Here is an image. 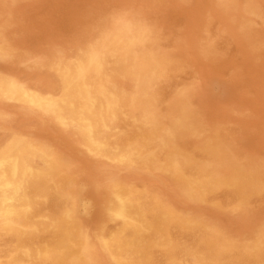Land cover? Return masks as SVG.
I'll use <instances>...</instances> for the list:
<instances>
[{"label":"rangeland","instance_id":"obj_1","mask_svg":"<svg viewBox=\"0 0 264 264\" xmlns=\"http://www.w3.org/2000/svg\"><path fill=\"white\" fill-rule=\"evenodd\" d=\"M177 1L0 0V150L10 149L14 140H22L21 157L27 158L29 163L45 161L41 166L34 163L35 167L25 177L29 204L21 205L11 216L0 215V264H161L166 255L164 250L169 248L166 234L176 238V246L193 243L195 251L206 249L202 242L206 236L222 244L226 255L247 251L264 253V0ZM154 19L158 20L155 21L160 29L156 28ZM97 21H100V27L99 23L95 24ZM102 26H107L108 30ZM169 29H172L171 33ZM97 33L100 36L97 37ZM88 35L93 37L88 38ZM118 52L126 56L123 61L118 62ZM97 53L103 58L101 68L96 64L93 68L88 67ZM107 61L111 62L107 64ZM117 65L120 68H116ZM82 66L87 72L82 85L88 84L91 91L104 87L100 94L109 100L110 93L120 95L114 114L108 115L105 105L100 109L99 119L106 138L104 147H110L107 153L89 147L76 119L68 115L67 109L78 107L79 83L69 86V91H61L76 74L75 69ZM134 69L137 73L131 75L130 71ZM135 94L140 98L138 106L127 101ZM57 97H61V111H48L46 105ZM52 140L56 141L51 143ZM118 151L119 155L116 154ZM130 152L132 155L128 159L125 156ZM34 158L37 160L33 161ZM245 174L252 177L253 183L245 187L242 195H237L224 183L225 177ZM121 194L126 198L153 202L151 223L157 227L153 234L155 247L141 255L136 263L131 262L130 253L122 244L124 236L132 233V228L123 227L117 214ZM101 204L103 207L98 208ZM84 212H89V216ZM169 214L174 215L172 221L163 216ZM193 238H196L194 242Z\"/></svg>","mask_w":264,"mask_h":264},{"label":"bare ground","instance_id":"obj_2","mask_svg":"<svg viewBox=\"0 0 264 264\" xmlns=\"http://www.w3.org/2000/svg\"><path fill=\"white\" fill-rule=\"evenodd\" d=\"M32 1V0H31ZM75 1V0H74ZM107 1V0H106ZM116 1V0H115ZM119 1V0H118ZM137 1V0H136ZM164 1H166V0H164ZM177 1V0H176ZM185 1V0H184ZM198 1V0H197ZM245 1V0H244ZM6 2H7V0H6ZM9 2V1H8ZM25 2V1H24ZM35 2V1H34ZM43 2V1H42ZM67 2V1H66ZM73 2V1H72ZM77 2V1H76ZM96 2H98V1H96ZM102 2V1H101ZM100 2V3H101ZM130 2V1H129ZM148 2V1H147ZM163 2V1H162ZM169 2V1H168ZM178 2V1H177ZM183 2V1H182ZM189 2V1H188ZM187 2V3H188ZM202 2V1H201ZM10 3V2H9ZM39 3V2H38ZM49 3V2H48ZM60 3V2H59ZM88 3V2H87ZM149 3V2H148ZM153 3H155V2H153ZM174 3V2H173ZM181 3V2H180ZM192 2H190V4H191ZM3 4V3H2ZM54 4V3H53ZM102 4V3H101ZM114 4V3H113ZM121 4H123V2L121 3ZM127 4V3H126ZM144 4H146V3H144ZM167 4V3H166ZM184 4V3H183ZM182 4V5H183ZM189 4V3H188ZM220 4V3H219ZM19 5V4H18ZM22 5H23V3H22ZM42 5V4H41ZM64 5V4H63ZM83 5V4H82ZM95 5V4H94ZM111 5V4H110ZM140 5V4H139ZM172 5V4H171ZM178 5H179V2H178ZM4 6V5H3ZM17 5H15V7H16ZM29 6V5H28ZM51 6V5H50ZM73 6V5H72ZM87 6V5H86ZM91 6V5H90ZM112 6V5H111ZM115 6H117V5H115ZM120 6V5H119ZM125 6V5H124ZM136 6V5H135ZM151 6V5H150ZM155 6H157L156 4H155ZM173 6V5H172ZM181 6V5H180ZM179 6V7H180ZM0 7H1V5H0ZM9 7V6H8ZM97 7V6H96ZM98 7H100L99 5H98ZM122 7V6H121ZM142 7V6H141ZM152 7V6H151ZM160 7V6H159ZM165 7V6H164ZM166 7H169V6H167L166 5ZM188 7H189V5H188ZM191 7V6H190ZM196 7V6H195ZM201 7H202V5H201ZM5 8V7H4ZM17 8H19V7H17ZM22 8H23V6H22ZM39 8V7H38ZM74 8V7H73ZM87 8V7H86ZM92 8V7H91ZM107 8V7H106ZM110 8V7H109ZM126 8V7H125ZM154 8V7H153ZM175 8V7H174ZM182 8V7H181ZM180 8V9H181ZM199 8V7H198ZM24 9V8H23ZM46 9V8H45ZM83 9V8H82ZM97 11L99 10L98 8H95ZM124 9V8H123ZM163 9V8H162ZM172 9V8H171ZM178 9V8H177ZM183 9V8H182ZM185 9V8H184ZM191 9V8H190ZM193 9V8H192ZM74 10V9H73ZM77 10V9H76ZM89 10V9H88ZM87 10V11H88ZM102 10H103V8H102ZM113 10H114V8H113ZM140 10H141V8H140ZM198 10V9H197ZM4 11H6V10H4ZM34 11V10H33ZM82 11V10H81ZM95 11V10H94ZM105 11H106V9H105ZM120 11V10H119ZM118 11V12H119ZM135 11V10H134ZM138 11V10H137ZM145 11V10H144ZM147 11V10H146ZM145 11V12H146ZM157 11H158V9H157ZM160 11V10H159ZM174 11H175V9H174ZM176 11H178V10H176ZM184 11V10H183ZM191 11V10H190ZM1 12H2V10H1ZM64 12H65V10H64ZM84 12H86V11H84ZM91 12H93V11H91ZM96 12V11H95ZM129 12V11H128ZM140 12V11H139ZM150 12V11H149ZM165 12H167V11H165ZM169 12V11H168ZM182 12V11H181ZM201 12V11H200ZM208 12V11H207ZM3 13H5V12H3ZM46 13V12H45ZM74 13V12H73ZM87 13V12H86ZM101 13V12H100ZM106 13V12H105ZM112 13H113V11H112ZM117 13V12H116ZM123 13V12H122ZM138 13V12H137ZM142 13V12H141ZM171 13V12H170ZM177 13V12H176ZM179 13H180V11H179ZM183 13H185V11L183 12ZM195 13H196V11H195ZM195 13H193V14H195ZM198 13V12H197ZM11 14H13V12L11 13ZM37 14V13H36ZM75 14V13H74ZM95 14V13H94ZM93 14V15H94ZM103 14V13H102ZM114 14H115V10H114ZM120 14V13H119ZM160 14V13H159ZM166 14V13H165ZM173 14V13H172ZM188 14V13H187ZM190 14V13H189ZM188 14V15H189ZM200 14V13H199ZM66 15V14H65ZM76 15V14H75ZM82 15V14H81ZM81 15H80V18H81ZM88 16H89V14H87ZM91 15V14H90ZM92 15V16H93ZM104 15H106V14H104ZM108 15H109V13H108ZM113 15V14H112ZM121 15V14H120ZM123 15V14H122ZM131 15V14H130ZM129 15V16H130ZM146 15H148L147 13H146ZM153 15V14H152ZM169 15V14H168ZM174 15V14H173ZM196 15V14H195ZM2 16V15H1ZM10 16H12V15H10ZM13 16H15V15H13ZM60 16H62V15H60ZM87 16V17H88ZM115 16H117V15H115ZM115 16H113V17H115ZM139 16V15H138ZM144 16H145V14H144ZM171 16V15H170ZM180 16H182V15H180ZM186 16V15H185ZM191 15H189V17H190ZM197 16H198V14H197ZM204 16V15H203ZM79 17V16H78ZM83 17V16H82ZM85 17V16H84ZM108 17V16H107ZM118 17H119V15H118ZM132 17V16H131ZM147 17V16H146ZM146 17H145V19H146ZM162 17V16H161ZM165 17H167V16H165ZM196 17V16H195ZM2 18V17H1ZM10 18V17H9ZM23 18V17H22ZM32 18H33V16H32ZM91 18V17H90ZM90 18H88V19H90ZM94 18V17H93ZM93 18H91V19H93ZM101 18V17H100ZM99 18V19H100ZM109 18V17H108ZM117 18V17H116ZM127 17H125V19H126ZM138 18H141V17H138ZM149 18V17H148ZM157 18V17H156ZM164 18V17H163ZM162 18V19H163ZM181 18V17H180ZM185 18H188V17H185ZM184 18V19H185ZM7 19V18H6ZM75 19V18H74ZM115 19V18H114ZM132 19V18H131ZM144 19V18H143ZM151 19H153V18H151ZM159 19V18H158ZM183 19V18H182ZM181 19V20H182ZM193 19V18H192ZM3 20V19H2ZM34 20V19H33ZM38 20V19H37ZM82 20V19H81ZM98 20V19H97ZM101 20V19H100ZM119 20V19H118ZM117 20V21H118ZM127 20V19H126ZM141 20V19H140ZM147 20V19H146ZM156 19H154V21H155ZM167 20V19H166ZM175 20V19H174ZM178 20V19H177ZM188 20V19H187ZM190 20V19H189ZM5 21V20H4ZM25 21V20H24ZM75 21V20H74ZM84 21V20H83ZM82 21V22H83ZM90 21V20H89ZM88 21V22H89ZM95 21H96V19H95ZM94 21V22H95ZM112 21V20H111ZM114 21V20H113ZM136 21V20H135ZM156 21H158V20H156ZM155 21V22H156ZM163 21V20H162ZM173 21V20H172ZM171 21V22H172ZM179 21H180V19H179ZM185 21V20H184ZM7 22V21H6ZM87 22V23H88ZM93 22V23H94ZM100 22V21H99ZM98 21L95 23V24H97V23H99ZM110 22V21H109ZM124 22H125V20H124ZM127 22H129V21H127ZM131 22V21H130ZM145 22V21H144ZM148 22V21H147ZM146 22V23H147ZM190 22H192V21H190ZM213 22V21H212ZM74 23V22H73ZM72 23V24H73ZM104 23V22H103ZM106 23V22H105ZM121 23V22H120ZM151 23V22H150ZM179 23V22H178ZM201 23H203V22H201ZM206 23V22H205ZM80 24V23H79ZM91 24H92V20H91ZM94 24V25H95ZM113 24V23H112ZM127 24V23H126ZM130 24V23H129ZM136 24H137V22H136ZM180 24H181V22H180ZM193 24V23H192ZM69 25V24H68ZM74 25H76L75 23H74ZM101 25H103L102 23H101ZM115 25V24H114ZM118 25V24H117ZM124 25V24H123ZM135 25V24H134ZM134 25H132L133 27H134ZM156 25H157V22H156ZM160 25V24H159ZM182 25V24H181ZM186 25V24H185ZM184 25V26H185ZM187 25H189V27H190V24H188L187 23ZM77 26H79V25H77ZM87 26V25H86ZM90 26V25H89ZM96 26V25H95ZM119 26V25H118ZM138 26H139V24H138ZM140 26H141V24H140ZM139 26V27H140ZM168 26V25H167ZM1 27V26H0ZM68 27V26H67ZM93 27V26H92ZM99 27H100V23H99ZM106 28H107V30H108V27L107 26H105ZM105 27H103L102 26V28H105ZM136 27V26H135ZM148 27V26H147ZM166 27V26H165ZM172 27V26H171ZM177 27V26H176ZM193 27V26H192ZM206 27V26H205ZM14 28V27H13ZM13 28H12V30H13ZM22 28H24V27H22ZM74 28V27H73ZM83 28V27H82ZM101 28V29H102ZM144 28V27H143ZM153 28V27H152ZM155 28V27H154ZM156 28H158V25H157V27ZM19 30H20V28H18ZM68 29V28H67ZM70 29H71V27H70ZM79 29V28H78ZM92 29V28H91ZM112 29V28H111ZM132 29V28H131ZM158 29H160V27L158 28ZM19 30H17L18 32H19ZM22 30V29H21ZM73 30V29H72ZM76 29H74V31H75ZM80 30H81V32H82V29L80 28ZM107 30H105V31H107ZM130 30V29H129ZM137 30H140V29H137ZM162 30V29H161ZM170 30V29H169ZM180 30V29H179ZM183 30H186V28L185 29H183ZM188 30H189V28H188ZM188 30H187V32H188ZM1 31V30H0ZM25 31V30H24ZM69 31V30H68ZM85 31H87L86 29H85ZM101 31V30H100ZM152 31V30H151ZM156 31V30H155ZM165 31V30H164ZM171 31H172V29L170 30V32L169 33H171ZM191 32H192V29L190 30ZM66 32H67V30H66ZM73 32V31H72ZM93 32V31H92ZM102 32V31H101ZM130 32V31H129ZM177 33L178 34V32L175 30L174 31V33ZM223 32V31H222ZM68 33V32H67ZM74 33V32H73ZM72 33V34H73ZM76 33V32H75ZM80 33V32H79ZM83 33V32H82ZM133 33V32H132ZM141 33V32H140ZM140 33H138V34H140ZM149 33H151V32H149ZM154 33V32H153ZM163 33V32H162ZM168 33V32H167ZM186 33V32H185ZM6 34V33H5ZM5 34H3V35H5ZM11 34H12V32H11ZM39 34V33H38ZM60 34V33H59ZM81 34V33H80ZM87 34V33H86ZM159 34L161 35V32H159ZM166 33L164 32V34L163 35H165ZM176 34V35H177ZM220 34V33H219ZM222 34V33H221ZM65 35V34H64ZM75 35V34H74ZM77 35V34H76ZM85 35V34H84ZM84 35H83V38H84ZM93 36H94V33L92 34ZM102 35H103V32H102ZM143 35V34H142ZM149 35V34H148ZM155 35H156V33H155ZM173 35V34H172ZM176 35H175V38H176ZM179 35H180V33H179ZM184 35V34H183ZM193 35H195V34H193ZM7 36H8V34H7ZM49 36V35H48ZM48 36H47V38H48ZM81 36H82V34H81ZM93 36H91L90 35V37H93ZM98 36H100L98 33H97V37ZM104 36H106L105 35V33H104ZM113 36V35H112ZM111 36V37H112ZM133 36V35H132ZM150 36H151V34H150ZM166 36H168V34L166 35ZM169 36H170V34H169ZM174 36V35H173ZM173 36H172V38H173ZM187 36H189V35H186V37ZM210 36V35H209ZM5 37V36H4ZM22 37V36H21ZM50 37H51V35H50ZM58 37V36H57ZM60 37V36H59ZM69 37V36H68ZM70 37H71V34H70ZM75 37V36H74ZM80 37V36H79ZM86 37V36H85ZM89 37V35H88V38H90ZM96 37V36H95ZM94 37V38H95ZM114 37V36H113ZM152 37V36H151ZM158 37V36H157ZM157 37H156V39H157ZM183 37H185V36H183ZM183 37H182V39H183ZM185 37V38H186ZM199 37V36H198ZM220 37V36H219ZM7 38H9V37H7ZM27 38H28V36H27ZM55 38H56V36H55ZM55 38H53L55 41H56V39ZM87 38V37H86ZM87 38V39H88ZM101 38V37H100ZM104 38V37H103ZM145 38V37H144ZM154 38V37H153ZM166 38V37H165ZM170 38L171 37H169V41H170ZM175 38H173V39H175ZM13 39H15V38H13ZM25 39V38H24ZM58 39V38H57ZM62 39V38H61ZM64 39V38H63ZM72 39V38H71ZM78 39V38H77ZM93 39V38H92ZM96 39V38H95ZM113 39V38H112ZM128 39L131 41L132 40V38L131 37H129L128 36ZM140 39V38H139ZM155 39V38H154ZM160 39H161V37H160ZM167 40H168V38H166ZM179 39V38H178ZM213 39V38H212ZM8 40V39H7ZM6 40V41H7ZM38 40H40V39H38ZM52 40V39H51ZM50 40V41H51ZM60 40V39H59ZM65 41H66V39H64ZM67 40H69V39H67ZM75 40V39H74ZM79 40V39H78ZM81 40H83V39H81ZM111 40V38H109V41ZM117 40V39H116ZM137 40V39H136ZM143 40V39H142ZM164 41H165V39H163ZM166 40V41H167ZM9 41H10V39H9ZM20 41H21V39H20ZM61 41H63V40H61ZM96 41V40H95ZM94 41V42H95ZM103 41V40H102ZM128 41V40H127ZM147 41V40H146ZM149 41V40H148ZM154 41V40H153ZM161 41H162V39H161ZM165 41V42H166ZM186 41V40H185ZM12 43H13V40L11 41ZM59 42V41H58ZM71 42H73L72 40H71ZM80 42V41H79ZM113 42V41H112ZM126 42V41H125ZM137 42V41H136ZM150 42H151V40H150ZM174 42V41H173ZM28 43V42H27ZM32 43H34V42H32ZM45 43V42H44ZM47 43V42H46ZM54 43V42H53ZM56 43V42H55ZM110 43H111V41H110ZM114 43V42H113ZM132 43H134V42H132ZM145 43V42H144ZM143 43V44H144ZM163 43V42H162ZM167 43V42H166ZM171 43V42H170ZM179 43V42H178ZM206 43V42H205ZM23 44V43H22ZM24 44H25V42H24ZM37 44H38V42H37ZM58 44V43H57ZM72 44V43H71ZM75 44H77V43H75ZM80 44V43H79ZM81 44H82V42H81ZM80 44V45H81ZM116 44V43H115ZM119 44V43H118ZM130 44H131V42H130ZM155 44V43H154ZM176 44V43H175ZM183 44V43H182ZM15 45V44H14ZM56 45V44H55ZM68 45V43L66 44V46ZM70 45V44H69ZM88 45V44H87ZM97 45V44H96ZM133 45V44H132ZM30 46V45H29ZM37 46V45H36ZM35 46V47H36ZM90 46H91V44H90ZM100 46V45H99ZM107 46V45H106ZM116 46V45H115ZM115 46L114 47H112V48H115ZM193 46V45H192ZM34 47V46H33ZM34 47V48H35ZM41 47H43L42 45H41ZM47 47V46H46ZM57 47V46H56ZM76 47H77V45H76ZM94 47H95V45H94ZM108 47V46H107ZM129 47V46H128ZM144 47V46H143ZM18 48V47H17ZM21 48V47H20ZM39 48V47H38ZM45 48V47H44ZM65 48V47H64ZM63 48V49H64ZM72 48V47H71ZM78 48V47H77ZM90 48V47H89ZM88 48V49H89ZM92 48V47H91ZM99 48V47H98ZM111 48V49H112ZM125 49H126V47H124ZM150 47H148V49H149ZM162 48V47H161ZM176 48V47H175ZM191 48V47H190ZM29 49H30V47H29ZM29 49H27V50H29ZM32 49V48H31ZM39 49H41V48H39ZM46 49V48H45ZM55 49V48H54ZM57 49H59V48H57ZM79 49V48H78ZM117 49V48H116ZM129 49V48H128ZM151 49H153V47L151 48ZM171 49V48H170ZM193 49H195V48H193ZM17 50V49H16ZM21 50V49H20ZM62 50V49H61ZM67 50V49H66ZM69 50V49H68ZM91 50H93V48L91 49ZM107 50V49H106ZM113 50V49H112ZM155 50V49H154ZM159 50V49H158ZM169 50V49H168ZM173 50H174V48H173ZM32 52H33V50H31ZM43 51H45L44 49H43ZM63 51V50H62ZM118 51V50H117ZM127 51V50H126ZM125 51V52H126ZM150 51V53H151V50H149ZM157 51V50H156ZM221 51V50H220ZM30 52V51H29ZM60 52V51H59ZM69 52H71V51H69ZM68 52V53H69ZM136 52V51H135ZM143 52V51H142ZM146 52V51H145ZM35 53V52H34ZM46 53H48V51L46 52ZM71 53H73V51L71 52ZM70 53V54H71ZM132 53V52H131ZM137 53V52H136ZM149 53V52H148ZM20 54V53H19ZM36 54H37V52H36ZM109 54V53H108ZM130 54V53H129ZM135 54V53H134ZM138 54V53H137ZM140 54V53H139ZM143 54V53H142ZM215 54V53H214ZM66 55V54H65ZM64 55V56H65ZM93 55V54H92ZM117 55H118V57H117V60H118V62L119 61H123L124 60V58H126V56L125 57H123L122 55H120L119 54V52L117 53ZM70 56V55H69ZM72 56V55H71ZM130 55H128V57H129ZM31 56H29V58H30ZM63 57V56H62ZM90 57V56H89ZM116 57V56H115ZM127 57V58H128ZM40 58V57H39ZM70 58V57H69ZM68 58V59H69ZM135 58H136V56H135ZM81 59H83L82 57H81ZM87 59H89V58H87ZM129 59H130V57H129ZM128 59V60H129ZM31 60V59H30ZM112 60V59H111ZM116 59H115V62L117 61ZM16 61V60H15ZM81 61H83V60H81ZM90 61V60H89ZM109 61V60H108ZM108 61H107V64H109L108 63ZM113 61V60H112ZM17 62V61H16ZM87 62V60L85 61V63ZM114 62V61H113ZM127 62H129V61H127ZM127 62H126V64H127ZM102 63H103V58L100 56V54L99 53H97L96 55L94 54V59H92L91 61H90V63H89V65H88V67H91V68H93L94 67V65L96 64L98 67H100L101 68V66H102ZM137 64H138V62H136ZM140 63V62H139ZM13 64V63H12ZM84 64V63H83ZM106 64V63H105ZM106 64V65H107ZM117 64V63H116ZM141 64V63H140ZM15 65H16V63H15ZM119 65V64H118ZM117 65V67L116 68H118L119 66ZM128 65V64H127ZM135 65V64H134ZM7 66V65H6ZM78 66V65H77ZM96 66V67H97ZM114 66H116V65H114ZM31 67V66H30ZM127 67V66H126ZM125 67V68H126ZM130 67V66H129ZM140 67V66H139ZM7 68V67H6ZM10 68H11V66H10ZM10 68H9V70H10ZM16 68V67H15ZM37 68V67H36ZM76 68V67H75ZM85 68H86V66H85ZM120 68V67H119ZM133 68V67H132ZM174 68H176V67H174ZM173 68V69H174ZM3 69V68H2ZM121 69H123L124 70V68H123V66L121 67ZM129 69V68H128ZM172 69V70H173ZM23 70V69H22ZM76 70V74L73 76V78L71 79V81L67 84V85H65L64 86V88L63 89H61V91L62 92H65L66 90H67V88H69V86H71L73 83H79V91H78V93H79V102H78V107L77 108H73L72 107V109L70 108V109H67V110H69L68 111V115L69 116H72V117H74L75 119H76V122H77V124H78V127H79V129H80V131H81V133H82V135H83V137L85 138V140H86V142H87V145L89 146V147H91V148H94V149H96V150H99L100 152H102V153H107V151H108V149L110 148V147H104L105 145V140H106V138H105V135H104V133H103V126H102V121L99 119V116H100V109H102L101 108V106H106L105 107V110H106V112H108V115H112V113L114 114L115 113V111H117L116 110V108L119 106V102H120V98L118 97V96H120V95H115V94H113V93H110V95L112 94V96H111V99L109 100L106 96H104V95H102V94H100V91L102 90L103 91V88H100V87H97V88H94L95 90L94 91H91L88 87H90V86H88V84H86L87 86H85V85H82L83 84V82H84V80H85V78H86V75H87V72L86 71H84L85 69L83 68V66L80 68H76L75 69ZM75 70H74V72H75ZM109 70V69H108ZM114 70V69H113ZM119 70V69H118ZM117 70V71H118ZM122 70V71H123ZM248 69H246V71H247ZM3 71V70H2ZM11 71H14V68H13V70H11ZM18 71H19V69H18ZM25 71V70H24ZM40 71H42V70H40ZM48 71V70H47ZM96 71V70H95ZM115 71H116V69H115ZM114 71V72H115ZM129 71V70H128ZM27 72V71H26ZM35 72V71H34ZM52 72V71H51ZM186 72V71H185ZM9 74H10V72H8ZM15 73H17V72H15ZM24 73V72H23ZM36 73H38V71H36ZM41 73V72H40ZM68 73V72H67ZM96 73V72H95ZM99 73V72H98ZM102 73V72H101ZM111 73V72H110ZM130 73H131V75H135L136 73H137V71H136V69H134V71L132 72V71H130ZM184 73V72H183ZM54 74V73H53ZM106 74H107V72H106ZM105 74V75H106ZM118 74H119V72H118ZM33 75H34V73H33ZM36 75V74H35ZM48 75V74H47ZM108 75V74H107ZM114 75V74H113ZM21 76V75H20ZM104 76V75H103ZM180 76V75H179ZM34 77V76H33ZM48 77H49V75H48ZM64 77V76H63ZM92 77V76H91ZM102 77V76H101ZM115 77V76H114ZM120 77V76H119ZM42 78H43V76H42ZM178 78V77H177ZM35 79H37V78H35ZM34 79V80H35ZM55 79H56V76H55ZM32 80V79H31ZM91 80V79H90ZM113 80V79H112ZM41 81V80H40ZM105 81V80H104ZM125 81V80H124ZM230 81V80H229ZM7 81H5V83H6ZM22 82V81H21ZM43 82V81H42ZM41 82V83H42ZM55 82V81H54ZM90 82V81H89ZM93 82V81H92ZM106 82V81H105ZM216 82V81H215ZM34 83V82H33ZM56 83V82H55ZM81 83V84H80ZM182 83V82H181ZM36 84V83H35ZM39 84V83H38ZM111 84H113V83H111ZM174 84H175V82H174ZM183 84V83H182ZM217 84V83H216ZM28 85V84H27ZM30 85H32V84H30ZM48 85V84H47ZM57 85V84H56ZM107 85V84H106ZM114 85V84H113ZM179 85V84H178ZM40 86V85H39ZM94 86V85H93ZM46 87L47 86H45L44 88L46 89ZM102 87V86H101ZM232 87V86H231ZM30 88V87H29ZM38 88V87H37ZM111 88V87H110ZM117 88V87H116ZM125 88V87H124ZM173 88H174V86H173ZM176 88V87H175ZM51 89V88H50ZM56 89H57V87H56ZM101 89V90H100ZM211 89H212V87H211ZM233 89V88H232ZM43 90V89H42ZM41 90V91H42ZM105 90V89H104ZM117 90V89H116ZM40 91V90H39ZM47 91V90H46ZM46 91H45V93H46ZM56 91V90H55ZM67 91H69V90H67ZM114 91H115V89H114ZM130 91H131V89H130ZM153 91V90H152ZM156 91V90H155ZM177 91V90H176ZM58 92V91H57ZM56 92V93H57ZM111 92V91H110ZM164 92V91H163ZM236 92V91H235ZM41 93V92H40ZM44 93V92H43ZM50 93H52V92H50ZM68 93V92H67ZM109 93V92H108ZM117 93V92H116ZM120 92H118V94H119ZM66 94V93H65ZM127 94H129V93H127ZM151 94H152V92H151ZM154 94V93H153ZM223 94V93H222ZM123 95V94H122ZM41 96H42V94H41ZM55 96H56V94H55ZM59 96H61V95H59ZM162 96V95H161ZM53 97V96H52ZM167 97V96H166ZM162 98V97H161ZM163 100V99H162ZM60 101H61V97H57V98H55V100L54 101H51V102H49L47 105H46V109L48 110V111H52L53 113H56V112H60L61 110V108H62V106H61V104H60ZM127 101L131 104V105H139V103H140V98H139V96L137 95V94H135V95H133V96H131V97H128V99H127ZM124 103V102H123ZM168 103V102H167ZM46 104V103H45ZM44 104V105H45ZM10 105V104H9ZM9 105H7V106H9ZM15 105H17V104H15ZM234 105H235V103H234ZM6 106V107H7ZM136 106V107H137ZM1 107V106H0ZM236 107V106H235ZM239 107V106H238ZM76 109V110H75ZM130 109V108H129ZM240 109H241V107H240ZM5 110H7V109H5ZM19 110V109H18ZM22 110V109H21ZM135 110H136V108H135ZM11 111V110H10ZM48 111H46V112H48ZM122 111V110H121ZM163 111V110H162ZM6 112V111H5ZM9 112V111H8ZM45 112V111H44ZM52 113V114H53ZM137 113V112H136ZM21 114V113H20ZM36 114V113H35ZM63 114V113H62ZM65 114V113H64ZM24 115V114H23ZM43 115H45L44 113H43ZM48 115V114H47ZM150 115V114H149ZM32 116V115H31ZM35 116V115H34ZM50 116V115H49ZM118 116H119V113H118ZM141 116V115H140ZM26 117V116H25ZM41 117V116H40ZM30 118V117H29ZM36 118V117H35ZM67 118V117H66ZM145 118V117H144ZM15 119V118H14ZM20 119V118H19ZM32 119V118H31ZM45 119V118H44ZM113 119V118H112ZM40 120H41V118H40ZM16 121V120H15ZM24 121V120H23ZM34 121H36V120H34ZM42 121V120H41ZM53 121V120H52ZM21 122H22V120H21ZM39 122V121H38ZM54 122V121H53ZM59 122V121H58ZM56 123V122H55ZM122 123V122H121ZM140 123V122H139ZM13 124H16V122H13ZM25 124V123H24ZM28 124V123H27ZM44 124V123H43ZM144 124V123H143ZM152 124V123H151ZM8 125H9V123H8ZM19 125V124H18ZM17 125V126H18ZM28 125H31V124H28ZM39 125H40V123H39ZM123 125H124V121H123ZM6 126V125H5ZM35 126V125H34ZM37 126V125H36ZM53 126V125H52ZM141 126V125H140ZM1 127H3V126H1ZM6 127H8V126H6ZM10 127V126H9ZM49 127V126H48ZM58 127V126H57ZM56 127V128H57ZM143 127V126H142ZM150 127V126H149ZM148 127V128H149ZM154 127V126H153ZM19 128V127H18ZM22 128V127H21ZM125 128V127H124ZM137 128V127H136ZM4 129V128H3ZM6 129V128H5ZM15 129H16V127H15ZM2 130V129H1ZM7 130V129H6ZM22 130V129H21ZM46 130V129H45ZM115 130H116V128H115ZM128 130V129H127ZM130 130V129H129ZM18 131V133H19V130H17ZM48 131H49V129H48ZM56 131V130H55ZM123 131H124V129H123ZM134 131V130H133ZM245 131V130H244ZM8 132V131H7ZM44 132V131H43ZM68 132H71V131H68ZM117 132V131H116ZM129 132V131H128ZM152 132V131H151ZM150 132V133H151ZM179 132V131H178ZM247 132V131H246ZM245 132V133H246ZM3 133H4V130H3ZM10 133V132H9ZM13 133H15V132H13ZM23 133V132H22ZM21 133V134H22ZM25 133V132H24ZM30 133V132H29ZM28 133V134H29ZM122 133V132H121ZM135 133V132H134ZM149 133V132H148ZM16 134V133H15ZM43 134H46V133H43ZM48 134V133H47ZM46 134V135H47ZM50 134V133H49ZM55 134H56V132H55ZM142 134V133H141ZM166 134H168V133H166ZM180 134H181V132H180ZM180 134H178V135H180ZM11 135V134H10ZM57 135H58V133H57ZM77 135V134H76ZM124 135V134H123ZM131 135V134H130ZM159 135H161V134H159ZM159 135H158V137H159ZM172 135V134H171ZM177 134H175V136H176ZM54 136V135H53ZM63 136V135H62ZM68 136H69V134H68ZM162 136V135H161ZM169 136V135H168ZM131 137V136H130ZM182 137V136H181ZM8 138V137H7ZM26 138V137H25ZM51 138V137H50ZM49 138V139H50ZM67 138V137H66ZM77 138H79V137H77ZM141 138V137H140ZM162 138H163V136H162ZM166 138V137H165ZM167 138H169V137H167ZM240 138V137H239ZM55 139V138H54ZM73 139V138H72ZM80 139V138H79ZM130 139V138H129ZM136 139V138H135ZM176 139V138H175ZM233 139V138H232ZM1 140V139H0ZM5 141H6V139H4ZM14 140V139H13ZM12 140V141H13ZM76 140V139H75ZM110 140H112V139H110ZM109 140V141H110ZM127 140V139H126ZM157 140V139H156ZM168 140V139H167ZM180 140V139H179ZM54 141H56V140H52V142L51 143H53ZM67 141H70V138H69V140H67ZM129 141V140H128ZM131 141V140H130ZM133 141V140H132ZM131 141V142H132ZM150 141V140H149ZM80 142H81V140H80ZM137 142V141H136ZM143 142V141H142ZM158 142V141H157ZM164 142H165V139H164ZM167 142V141H166ZM47 143V142H46ZM50 143V142H49ZM57 143V142H56ZM163 143V142H162ZM61 144V143H60ZM132 144V143H131ZM146 144V143H145ZM149 144H150V142H149ZM169 144V143H168ZM0 145H1V143H0ZM50 145V144H49ZM52 145V144H51ZM155 145V144H154ZM158 145V144H157ZM171 145H172V143H171ZM23 146H24V142L22 141V140H14V143H12V146H11V148L10 149H8V148H6V149H1L0 150V215L1 216H3V217H8V216H11L12 214H14L15 212H17V210H19V208L21 207V205H23V204H27L28 203V201H29V196H28V194H29V191H28V185H27V183H26V179H25V177L26 176H28V174L31 172V169L33 168V166L35 167V164H40V166L41 165H44L45 164V161H43L42 162V160H38V162H33V163H29L30 161L28 160L27 161V158H23V157H21L19 154H21V151H22V149H23ZM55 146V145H54ZM77 146H78V144H77ZM180 146V145H179ZM5 147V146H4ZM67 148H68V146H66ZM81 147H82V145H81ZM167 147V146H166ZM186 147V146H185ZM150 148H151V146H150ZM154 148H155V146H154ZM164 148V147H163ZM59 149V148H58ZM84 149V148H83ZM138 149H140V148H138ZM156 149V148H155ZM159 149V148H158ZM158 149H157V151H158ZM62 150V149H61ZM66 149H64V151H65ZM72 150H73V148H72ZM143 150V149H142ZM147 150H149V149H147ZM75 151H78L77 149H75ZM74 151V152H75ZM114 151V150H113ZM154 151V150H153ZM170 151V150H169ZM111 152V151H110ZM116 152V151H115ZM163 152V151H162ZM68 153V152H67ZM92 153V152H91ZM95 153V152H94ZM119 151H118V153H116V154H118L119 155ZM143 153H145V152H143ZM168 153V152H167ZM172 153V152H171ZM63 154H65V153H63ZM251 154H252V152H251ZM66 155V154H65ZM78 155V154H77ZM108 155V154H107ZM113 155H115V154H113ZM131 155H132V153L130 152L129 154L127 153L126 154V156L125 157H128V159H130L131 158ZM152 155H153V153H152ZM76 156V155H75ZM112 156V155H111ZM33 157V156H32ZM36 157V156H35ZM104 158V157H103ZM119 158H122V157H119ZM175 158V157H174ZM72 159V158H71ZM74 159V158H73ZM77 159V158H76ZM106 159V158H105ZM126 159V158H125ZM154 159V158H153ZM37 160V158H34L33 159V161H36ZM109 160V159H108ZM84 161V160H83ZM86 161H88V160H86ZM68 162V161H67ZM85 162V161H84ZM35 163V164H34ZM94 163H95V161H94ZM156 163V162H155ZM99 164V163H98ZM104 164H105V162H104ZM86 165H88V164H86ZM100 165V164H99ZM102 165V164H101ZM168 166V165H167ZM37 167V166H36ZM47 168V167H46ZM87 168V167H86ZM88 168H89V166H88ZM104 168V167H103ZM159 168V167H158ZM94 169V168H93ZM129 169V168H128ZM128 169H127V171H128ZM43 170V169H42ZM41 170V171H42ZM47 170V169H46ZM88 170V169H87ZM103 170H105V169H103ZM114 169H112V171H113ZM118 170V169H117ZM125 170V169H124ZM130 170V169H129ZM97 172H98V169L96 170ZM102 171V170H101ZM131 171H133V169H131ZM163 171H164V169H163ZM91 172V171H90ZM120 172V171H119ZM129 172V171H128ZM128 172H127V174H128ZM41 173V172H40ZM39 173V174H40ZM101 173V172H100ZM142 173V172H141ZM98 174H99V172H98ZM121 174V173H120ZM123 174H124V172H123ZM145 174H147V172L145 173ZM212 174V173H211ZM102 175V174H101ZM119 175V174H118ZM150 175V174H149ZM100 176V175H99ZM103 176V175H102ZM50 177H51V175H50ZM97 178V177H96ZM164 178V177H163ZM42 179H44V177L42 178ZM82 179V178H81ZM83 179H85V178H83ZM126 180V179H125ZM129 180V179H128ZM44 181H46V177H45V180ZM48 182H49V179L47 180ZM52 181V180H51ZM82 181V180H81ZM81 181H79V183H81ZM98 181V180H97ZM149 181V180H148ZM153 181V180H152ZM166 181V180H165ZM132 182V181H131ZM167 182V181H166ZM43 183H45V182H43ZM66 183V182H65ZM78 183V184H79ZM102 183V182H101ZM139 183H140V181H139ZM224 183L225 184H227V186L230 188V189H232V190H234L235 191V193L237 194V195H242L243 194V191H244V189H245V187H247V186H249L250 184H252L253 183V179H252V177L249 175V174H245V175H242V176H239V177H235V178H233V177H225L224 178ZM39 184V183H38ZM45 184H47V183H45ZM88 184V183H87ZM65 185V184H64ZM30 186V185H29ZM40 186V185H39ZM43 187H44V184L42 185ZM46 186V185H45ZM170 186V185H169ZM31 187V186H30ZM83 187V186H82ZM35 188V187H34ZM47 188V186L45 187V189ZM48 188H49V185H48ZM51 188V187H50ZM166 188V187H165ZM40 189H41V187H40ZM61 189V188H60ZM52 190H54L53 188H52ZM92 190V189H91ZM30 191H31V189H30ZM87 191V190H86ZM37 192V191H36ZM40 192V191H39ZM47 192V191H46ZM77 192H78V195H79V190H77ZM172 192V191H171ZM33 193V192H32ZM35 193V192H34ZM51 193V192H50ZM92 193V192H91ZM123 193V192H122ZM38 194V193H37ZM37 194H35V195H37ZM46 195V194H45ZM48 195V194H47ZM55 195V194H54ZM92 195V194H91ZM49 196V195H48ZM53 196V195H52ZM32 197V196H31ZM30 197V198H31ZM42 197V196H41ZM58 197V196H57ZM56 197V198H57ZM62 197V196H61ZM95 197V196H94ZM58 198H60V195H59V197ZM64 198V197H63ZM78 198L80 199L81 197H79L78 196ZM61 199V198H60ZM78 199V200H79ZM87 199V198H86ZM85 199V200H86ZM96 199V198H95ZM173 199V198H172ZM48 200H49V198H48ZM56 200V199H55ZM59 200V199H58ZM63 200V199H62ZM67 200V199H66ZM92 200V199H91ZM119 201H118V203H117V205H118V210H117V214H118V216L122 219V224L121 225H123V227L125 226L126 228H128V227H131L132 228V233L130 234V233H127L125 236H124V238H123V241H122V244L128 249V251H129V253H130V257H129V259L131 260V262L132 263H136V262H138V260H139V258L141 257V255H144V253H149L150 251H152V249L155 247V241L153 240V234L155 233V231H156V228L157 227H154V226H152V223H151V212H153V209H152V204H153V202H151V201H145L144 199L142 200V199H140V198H135V197H133V198H126L123 194H121L120 195V199H118ZM51 201V200H50ZM53 201V200H52ZM51 201V202H52ZM61 201V200H60ZM244 201V200H243ZM32 202H34L33 200H32ZM50 202V203H51ZM55 202V201H54ZM59 202V201H58ZM58 202H56V204H58ZM63 202H64V200H63ZM62 202V204H63V206L64 205H66V203H63ZM93 202V201H92ZM245 202V201H244ZM40 203V202H39ZM53 203V202H52ZM79 203H80V201H79ZM29 204V203H28ZM38 204V203H37ZM36 204V205H37ZM43 204V203H42ZM46 204H48L47 202H46ZM55 204V205H56ZM84 204H86V203H84ZM33 205H34V203H33ZM44 205V204H43ZM53 205V204H52ZM78 205V204H77ZM88 205V204H87ZM79 206H81V205H79ZM84 206H86V205H83V207ZM89 206V205H88ZM53 207V206H52ZM52 207H51V209H52ZM56 207V206H55ZM58 207H59V205H58ZM83 207H82V209H83ZM92 207V206H91ZM100 207H103L102 206V204H101V206H99L98 208H100ZM31 208V207H30ZM63 208H65V207H63ZM50 209V210H51ZM60 209V208H59ZM62 209V208H61ZM60 209V210H61ZM78 209V208H77ZM90 209V208H89ZM49 210V211H50ZM55 210V209H54ZM68 210H69V208H68ZM42 211V210H41ZM40 211V212H41ZM80 211V210H79ZM83 211H85V210H83ZM91 211H92V209H91ZM96 211H97V209H96ZM39 212V213H40ZM56 213V212H55ZM79 213V212H78ZM83 213V212H82ZM81 213V214H82ZM89 213V212H88ZM87 213V214H88ZM17 214V213H16ZM31 214V213H30ZM84 214H86L85 212H84ZM86 214V215H87ZM90 214V213H89ZM89 214H88V216H89ZM36 215H38V214H36ZM102 215V214H101ZM34 216V215H33ZM54 216V215H53ZM81 216V215H80ZM163 216H165L166 218H168V219H170L171 221L173 220V218H174V215H172V214H169V215H163ZM28 217H29V215H28ZM34 217H36V216H34ZM85 217V216H84ZM242 217V216H241ZM241 217H239V218H241ZM11 218V217H10ZM14 218V217H13ZM27 218V217H26ZM33 218V217H32ZM55 218V217H54ZM88 218V217H87ZM90 219H91V216L89 217ZM246 218V217H245ZM37 219V218H36ZM52 219H53V217H52ZM59 219H60V217H59ZM58 219V220H59ZM82 219V218H81ZM10 220H12V218L10 219ZM29 220V219H28ZM50 220V219H49ZM84 220V219H83ZM240 220V219H239ZM14 221V220H13ZM55 221V220H54ZM92 221V220H91ZM21 222V221H20ZM246 222H248V221H246ZM7 223V222H6ZM13 223V222H12ZM97 223V222H96ZM245 223V222H244ZM242 224V223H241ZM8 225V224H7ZM97 226V225H96ZM74 227V226H73ZM248 227H250V226H248ZM13 228V227H12ZM50 228V227H49ZM104 228V227H103ZM84 229V228H83ZM155 229V230H154ZM9 230V229H8ZM7 230V231H8ZM53 230V229H52ZM85 230V229H84ZM106 230V229H105ZM10 231V230H9ZM51 232V231H50ZM87 232V231H86ZM4 234V233H3ZM2 234V235H3ZM13 234V233H12ZM64 234V233H63ZM122 234V233H121ZM1 235V234H0ZM17 235V234H16ZM6 236V235H5ZM9 236V235H8ZM17 236H19V235H17ZM13 237V236H12ZM46 236H44V238H45ZM50 237V236H49ZM83 237V236H82ZM166 244H167V246L169 247V248H166L164 251L166 252V255H165V257L163 258V259H161L160 261H161V264H172L173 262L174 263H177V264H249V263H251V264H264V253L263 254H261V253H257V254H254V252H252V251H247L246 253H240V252H236L235 254H233V256H231V255H226V253H225V251H223L224 250V246L222 245V244H220V243H218V242H216V241H214L213 239H211V238H208V237H203V239H202V242H204L205 244H204V246H205V250L203 251V250H200V249H198V250H194L196 247H194V246H192V245H194L193 243H191L192 245H184V244H179V245H177L176 246V244H177V241H176V238L175 237H173V236H171L170 234H166ZM11 238V237H10ZM14 238V237H13ZM27 238V237H26ZM41 238V237H40ZM22 239V238H21ZM52 239V238H51ZM194 239H196V238H193V241L192 242H194ZM7 240V239H6ZM68 240V239H67ZM70 240V239H69ZM9 241H10V239H9ZM9 241H7V242H9ZM24 241V240H23ZM105 241V240H104ZM6 242V241H5ZM25 242V241H24ZM23 242V243H24ZM66 242V241H65ZM85 242H86V240H85ZM91 242V241H90ZM20 243V242H19ZM39 243V242H38ZM42 243V242H41ZM63 243V242H62ZM67 243V242H66ZM69 243H70V241H69ZM87 243H88V241L86 242V245H87ZM4 244V243H3ZM6 244V243H5ZM11 244H13V243H11ZM26 244V243H25ZM72 244V243H71ZM30 245V244H29ZM172 245V246H171ZM5 246H7V245H5ZM8 246H9V244H8ZM16 246V245H15ZM26 245H24V247H25ZM39 246V245H38ZM63 246H65V245H63ZM171 246V247H170ZM176 246V247H175ZM66 247V246H65ZM65 247H63V248H65ZM85 247V246H84ZM9 248V247H8ZM86 248H87V246H86ZM117 248V247H116ZM13 249H14V247H13ZM17 249V248H16ZM80 250H81V248H79ZM9 250V249H8ZM31 250V249H30ZM93 250H94V248H93ZM92 250V251H93ZM175 250H178V252L176 253V251ZM1 251H3V249L1 250ZM57 251V250H56ZM62 251V250H61ZM60 251V252H61ZM68 251H69V249H68ZM86 251H88V250H86ZM5 252H6V250H5ZM10 252H11V248H10ZM32 252V251H31ZM94 252V251H93ZM58 253V252H57ZM175 254V255H172V254ZM6 254V253H5ZM31 253H29V255H30ZM45 254V253H44ZM4 255V254H3ZM3 255H2V257H3ZM7 255L8 254H6V257H7ZM34 255V254H33ZM56 255V254H55ZM22 257V256H21ZM30 257H32L31 255H30ZM45 257H46V255H45ZM58 257V256H57ZM15 258V257H14ZM27 258V257H26ZM18 259V258H17ZM25 259V258H24ZM84 259H86V257L84 258ZM88 259V258H87ZM20 260V259H19ZM68 260V259H67ZM67 260H66V262H67ZM95 260H97V258L95 259ZM99 260H101V259H99ZM15 261V260H14ZM54 261H56V260H54ZM116 261V260H115ZM17 262V261H16ZM24 262V261H23ZM48 262H49V260H48ZM69 262V261H68ZM32 263V262H31ZM4 264H6V263H4ZM10 264V263H9ZM13 264V263H12ZM40 264V263H39ZM42 264H43V262H42ZM47 264V263H46ZM49 264V263H48ZM92 264V263H91ZM115 264V263H114Z\"/></svg>","mask_w":264,"mask_h":264}]
</instances>
